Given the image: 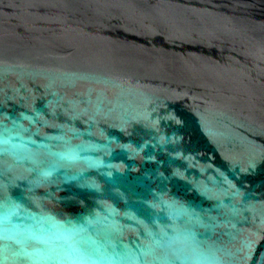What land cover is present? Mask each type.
<instances>
[{
	"label": "water",
	"instance_id": "water-1",
	"mask_svg": "<svg viewBox=\"0 0 264 264\" xmlns=\"http://www.w3.org/2000/svg\"><path fill=\"white\" fill-rule=\"evenodd\" d=\"M0 264H264V0H0Z\"/></svg>",
	"mask_w": 264,
	"mask_h": 264
}]
</instances>
